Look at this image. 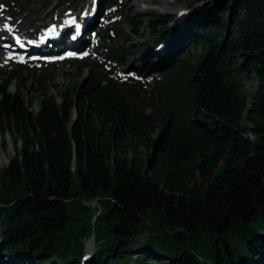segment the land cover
I'll use <instances>...</instances> for the list:
<instances>
[{"label":"trees","instance_id":"obj_1","mask_svg":"<svg viewBox=\"0 0 264 264\" xmlns=\"http://www.w3.org/2000/svg\"><path fill=\"white\" fill-rule=\"evenodd\" d=\"M181 1L176 27L137 16L109 49L158 74L148 90L88 59L72 61L77 81L58 98L46 68L16 64L1 78L0 136L14 155L0 169V263L264 264V0ZM144 23L140 49L164 44L166 57L135 50ZM177 39L202 54L178 57ZM199 233L205 257L173 247Z\"/></svg>","mask_w":264,"mask_h":264},{"label":"rangeland","instance_id":"obj_2","mask_svg":"<svg viewBox=\"0 0 264 264\" xmlns=\"http://www.w3.org/2000/svg\"><path fill=\"white\" fill-rule=\"evenodd\" d=\"M99 1L100 0H70L68 3L65 0H0V45L2 44L0 47V80L1 78L6 77V71L14 68V64L19 61L18 58L9 59L5 54L4 50L10 44L7 43V41L2 42L4 37L2 32L11 30V28H15L16 25L21 24V21H24L26 23L25 32L28 25L32 26V28L29 33L25 34L23 37L28 39L32 36L33 42L38 40L39 46L41 45V42L38 39L37 29H39L38 33H40L42 31V27H49L51 21H54L53 19L62 21V19L66 17L76 16L79 18L83 12L93 9L94 6L101 7V5H99ZM134 2L137 3L136 6L132 5ZM91 13L92 18L94 19L92 24L94 26V33L89 34L88 36L85 35V47L86 50H88V55H90L91 59L98 62L99 72L103 75H114L116 78L122 80L126 77H132L136 82H139V87L148 90L152 77H139L136 74L140 58H133L132 55L130 56L129 54H125L123 55L122 61L118 63L117 61L111 60L107 53L109 49L112 48L111 46L115 47L118 44L124 43L126 37L129 35L131 36L130 20L132 18L145 15H153L152 17L157 15H169V18L171 19V21L167 24V30H169L176 27L175 24H177L178 19L183 20L187 12L185 4L181 0H166L165 3H162L161 0H152L150 2L140 4H138L136 0H109L108 7L105 12L102 13L101 11H98V13H96V11H93ZM78 25H80V22H76L74 27ZM33 29L36 30L33 31ZM18 34L22 36L20 29L18 30ZM139 35H142L143 37L139 38L132 36L131 38L132 44L137 47L135 50H137L138 54H141L139 56H142L143 54L149 57L154 56L156 60L166 57L165 50L162 52L161 49L157 50L152 47H146L145 49H142L141 47L140 49L139 42L143 40L145 42L151 38V33L148 31L146 23L140 27ZM23 37L21 38L26 40ZM177 41L180 42V39H177ZM186 41L187 40L183 41L182 44L180 42L178 57L183 55L196 59L202 54L199 48H196L197 51L195 49H188L189 47L186 44ZM162 53L163 56L161 57ZM21 57L22 56H20V58ZM38 62H41L40 58L33 61L32 64H37ZM46 66L48 67L47 71L52 78V80L47 84V89L57 98L59 92L65 91L69 86L77 81L78 75L76 67L72 65L70 61H57L52 64H47ZM28 67L31 69L30 65H28ZM86 76L87 73L85 71L81 77L84 79ZM26 77L29 76L26 74ZM16 86V82L13 81L9 87L10 91H14ZM249 86L253 87L254 82L251 81L247 87ZM33 87L35 88L36 86ZM27 98L34 101L32 110L36 112L39 108V101L41 98L40 92L33 89L27 94ZM147 111H149L148 108H146V112ZM2 142L5 143V146L4 148L0 147V169L5 168L14 155V147L9 134L6 133L5 137L0 136V144ZM75 183L76 180L73 179V184ZM88 205L91 206V202L88 203ZM96 235L98 239L102 237L101 231L98 229V224ZM146 235H148V233H146ZM93 241V237L85 240L84 249L86 248V245ZM175 242L176 243H174L173 247L176 246L179 249L188 248L204 257L206 256L210 246L209 237L204 233H199L194 239L190 238L183 242ZM141 243L142 242L136 243L134 253L137 252L136 250L141 246ZM94 245L96 247H94ZM95 248H97V244L94 243L91 250H94ZM2 264H32V262L24 261L19 263L17 260L15 261L13 259L12 261L6 260L2 262ZM49 264H56V261L51 260Z\"/></svg>","mask_w":264,"mask_h":264},{"label":"bare ground","instance_id":"obj_3","mask_svg":"<svg viewBox=\"0 0 264 264\" xmlns=\"http://www.w3.org/2000/svg\"><path fill=\"white\" fill-rule=\"evenodd\" d=\"M137 2H138V4H140V3H147V2H150V1H152V0H136ZM161 2L162 3H165L166 2V0H161ZM132 5H137V3H135L134 2V4H132ZM91 12H93V9H89L88 11H86V12H83L82 13V15H80L81 17H66V18H63L62 19V21H51V24H50V26L49 27H47V26H45V27H42V29H44L43 30V34L45 35V36H51V33H52V31L59 25L63 30H64V32H70V30H72V32L73 33H75L76 32V29H75V27H74V25H72L73 23H76V22H80V23H90V22H93L94 21V19L92 18V13ZM90 13V14H89ZM91 15V16H90ZM57 22V23H56ZM60 22V23H59ZM26 23L24 22V21H21V24H19V25H16L15 26V31L17 32L19 29H20V31L22 32V37L25 35V34H27V33H29V31L31 30V28H32V26H29L28 25V28H27V30H26V32H25V28H26ZM41 27V26H40ZM24 28V29H23ZM36 29H33V31H35ZM38 31H39V29H37V33H38ZM76 35H77V39L79 38V35H78V33H76ZM4 37L5 38H7V39H9L10 38V35H9V33L8 32H5L4 33ZM23 38H25V37H23ZM77 39H75V40H73V39H71V44L72 45H75V42H76V40ZM31 42H33V38H32V36L31 37H29L26 41H25V43H26V45H28L30 48L31 47H33L34 46V44H30ZM34 43H36V41H34ZM92 245H93V242H90L88 245H86V248H85V250L87 251V254H86V256H87V258L91 255V253H92V250H91V247H92ZM91 250V251H90Z\"/></svg>","mask_w":264,"mask_h":264}]
</instances>
